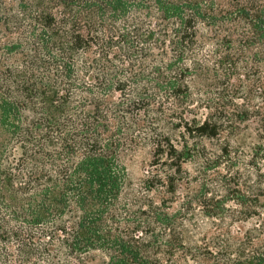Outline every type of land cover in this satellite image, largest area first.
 <instances>
[{"label": "trees", "instance_id": "trees-1", "mask_svg": "<svg viewBox=\"0 0 264 264\" xmlns=\"http://www.w3.org/2000/svg\"><path fill=\"white\" fill-rule=\"evenodd\" d=\"M0 264H264V0H0Z\"/></svg>", "mask_w": 264, "mask_h": 264}, {"label": "rangeland", "instance_id": "rangeland-1", "mask_svg": "<svg viewBox=\"0 0 264 264\" xmlns=\"http://www.w3.org/2000/svg\"><path fill=\"white\" fill-rule=\"evenodd\" d=\"M142 155H139L138 157L134 158V161L128 160L127 156L124 157V161L128 163L131 172L134 174L135 177H138L142 174Z\"/></svg>", "mask_w": 264, "mask_h": 264}]
</instances>
